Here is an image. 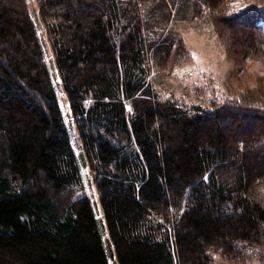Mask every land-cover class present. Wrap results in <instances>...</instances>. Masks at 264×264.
Instances as JSON below:
<instances>
[{
	"label": "trees",
	"instance_id": "16d2710c",
	"mask_svg": "<svg viewBox=\"0 0 264 264\" xmlns=\"http://www.w3.org/2000/svg\"><path fill=\"white\" fill-rule=\"evenodd\" d=\"M34 1L116 264H264V89L163 98L146 44L176 41L147 32L144 1ZM240 8L261 52L264 0ZM0 264H111L27 0H0Z\"/></svg>",
	"mask_w": 264,
	"mask_h": 264
},
{
	"label": "rangeland",
	"instance_id": "374dc122",
	"mask_svg": "<svg viewBox=\"0 0 264 264\" xmlns=\"http://www.w3.org/2000/svg\"><path fill=\"white\" fill-rule=\"evenodd\" d=\"M148 31L175 39L173 51L166 56L157 45L146 44L150 65L149 81L163 98L186 103H205L211 92L244 98L247 93L264 89V46L245 51L239 24L233 16L246 0H232L225 13H216L203 0H141ZM50 76L56 89L66 126L77 157L85 192L93 204L96 219L111 264H116L114 250L104 224L98 193L86 160L82 143L73 122L70 104L63 90L54 53L39 6L27 0ZM247 5V3H245ZM154 29V30H153ZM213 87V88H212ZM133 112L131 105L127 106ZM253 264L255 261L251 260Z\"/></svg>",
	"mask_w": 264,
	"mask_h": 264
},
{
	"label": "snow or ice",
	"instance_id": "6c2138e0",
	"mask_svg": "<svg viewBox=\"0 0 264 264\" xmlns=\"http://www.w3.org/2000/svg\"><path fill=\"white\" fill-rule=\"evenodd\" d=\"M261 191H264V189H262Z\"/></svg>",
	"mask_w": 264,
	"mask_h": 264
}]
</instances>
